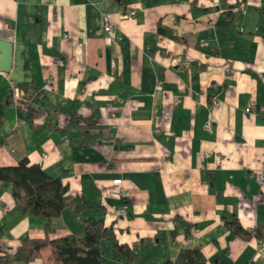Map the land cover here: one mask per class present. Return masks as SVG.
I'll return each mask as SVG.
<instances>
[{
  "label": "crops",
  "instance_id": "1",
  "mask_svg": "<svg viewBox=\"0 0 264 264\" xmlns=\"http://www.w3.org/2000/svg\"><path fill=\"white\" fill-rule=\"evenodd\" d=\"M106 14L113 44L98 33ZM0 38L13 44L0 164L41 163L91 204L66 206L50 238L95 217L115 224L133 264L183 247L210 264H264V0H0ZM45 222L0 180V264H56L50 246L12 259ZM100 244L103 264L127 261Z\"/></svg>",
  "mask_w": 264,
  "mask_h": 264
},
{
  "label": "trees",
  "instance_id": "2",
  "mask_svg": "<svg viewBox=\"0 0 264 264\" xmlns=\"http://www.w3.org/2000/svg\"><path fill=\"white\" fill-rule=\"evenodd\" d=\"M5 120L4 102L0 100V127ZM4 143L0 140V146ZM0 180L10 181L13 184L14 199L23 212L38 215L46 219L45 235L41 237L26 236L17 247L12 259L32 261L41 255L45 246L52 248L49 256L56 264H103L101 240L115 242V255L118 258L124 254L127 261L115 264H133L137 254L133 247L126 242H120L116 235L115 224H107L104 219L95 217L84 221L82 235L68 234L50 238L53 230V218L62 213L66 206H72L80 212L90 207L91 204L81 196H69V184L60 177L50 175L41 163H31L28 158L22 159L18 164H0ZM234 227L236 220H227ZM2 227L0 225V236ZM2 261L8 258L2 257ZM161 264H210L205 253L197 247H183L177 257ZM211 264H225L221 259L214 260Z\"/></svg>",
  "mask_w": 264,
  "mask_h": 264
},
{
  "label": "built area",
  "instance_id": "3",
  "mask_svg": "<svg viewBox=\"0 0 264 264\" xmlns=\"http://www.w3.org/2000/svg\"><path fill=\"white\" fill-rule=\"evenodd\" d=\"M134 13H135V10L134 9H131L128 12H126V14L128 16H132ZM98 33L100 35H103L104 36V38H105V40H106V42L108 44H113V43L117 42V40L120 38V34L118 32V27L116 26V24L112 20V17H111L110 14H106L104 23H103L102 27L99 29ZM213 104L214 105H217L218 104L217 98H214ZM254 107H255V104L252 102V104H249V106L247 107V109L249 110V109H252ZM112 115H115V112L114 111H112ZM206 127L207 128H211L212 127V121H211V119L207 121ZM206 153L208 154V151H206ZM44 156L47 157L48 154L47 153H44ZM257 179L260 182V184L264 185V170H261L257 174ZM113 181H114V183L121 184L122 181H123V178H121V177L120 178H115ZM123 191L126 192V190H123ZM121 211H122L123 214H126L127 213L126 206H123L121 208Z\"/></svg>",
  "mask_w": 264,
  "mask_h": 264
},
{
  "label": "water",
  "instance_id": "4",
  "mask_svg": "<svg viewBox=\"0 0 264 264\" xmlns=\"http://www.w3.org/2000/svg\"><path fill=\"white\" fill-rule=\"evenodd\" d=\"M13 44L8 39L0 38V68L8 71L11 66Z\"/></svg>",
  "mask_w": 264,
  "mask_h": 264
}]
</instances>
